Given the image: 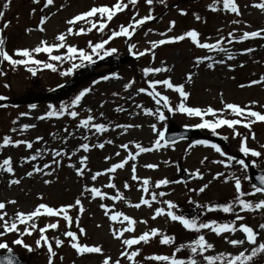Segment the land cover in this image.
Returning a JSON list of instances; mask_svg holds the SVG:
<instances>
[{"label":"rangeland","instance_id":"obj_1","mask_svg":"<svg viewBox=\"0 0 264 264\" xmlns=\"http://www.w3.org/2000/svg\"><path fill=\"white\" fill-rule=\"evenodd\" d=\"M7 0H0V11H4L5 15L3 19H0V28H3L5 23L9 26L3 29L2 36L5 40V48L10 55L14 53L16 49L34 48L41 40L47 41L49 44L55 43V37L62 32H66L69 25L67 20L73 18L75 15L88 11L93 6L100 5H113L116 0H54V4L47 8H44L45 0H40L39 3H33V0H11L10 7L3 9V3ZM183 2V3H182ZM166 0V7L158 2H155L152 8V14L156 17L155 20L147 22L137 33L133 36L131 43L137 45V50L143 51L149 48V41H156L163 39L159 35L161 32H167L170 21H175V27L173 31L168 32V36L181 35L184 32L195 29L201 33V41L204 42L206 37L211 39L207 42H215L220 36L227 37L230 31L235 30V35L239 37L244 31L252 32L258 29L264 28V12L259 9L251 7L254 2L259 0H236L239 5L242 15L236 16L232 13L224 11L212 12L208 9L213 0ZM247 5V7H246ZM35 9V12H33ZM43 9V10H41ZM180 10H184L187 15H180ZM138 11L139 17H143L148 14L149 6L144 0H139V3L135 8L129 6L127 10L122 13H118L110 22L109 27L114 30H118V26L121 24L127 25L130 22L133 14ZM195 15L201 17L200 21L195 19ZM42 16H47L48 19L43 25L44 32H40L37 26L40 23ZM234 19L240 20L241 23H231ZM83 25L80 22L76 25V28ZM32 29V31H26ZM148 29H152L145 36V32ZM221 30V31H218ZM106 34L108 30L106 29ZM103 37L101 34L93 30L88 35L69 36L67 43L76 45L79 48H86L87 42L92 40L98 42ZM235 56V59L228 60L225 65L217 64L214 69H208L205 64H201L199 67H194L193 63L196 57L213 55L215 59H224L223 53H208L206 50L196 48L188 39L178 43L165 44L155 49V60H152L150 54H146L143 57L136 58L135 61L130 62L128 65L120 66L118 68L110 69L109 66L102 67L95 71V74L88 77L78 88L72 91L64 99H60L54 103H43L37 105L35 109H31L26 106L12 108L10 106L0 107V138L4 135L11 136L15 139H23L29 141H35L36 137H43V141L33 144V149L26 150L23 145L18 148L8 147L0 151V160L11 156L13 161V167L15 169V176L10 177L8 174L0 173V201L15 200L16 204H8L6 211L9 216L13 215L17 210L21 212H30L40 204L45 203L52 207H60L61 205L73 204L77 198H81L84 213L80 217V227L85 229V234L80 235L79 230L76 228L75 221L73 222L72 231L77 232L78 242L87 246H100L102 253H85L78 255L77 252L70 246L69 240L62 234L68 230L66 222L62 218H47L41 217L36 223L38 227H43L49 223H55L59 219V225L57 230L49 229L45 235L52 241L53 249L57 255L53 258V264H102L105 257H111L112 261L120 259V264H129V261L120 257V252L123 250V246L120 240L114 239L111 234V222L105 216L104 210L99 207V198L92 199L87 194L81 197V191L87 184L95 187L102 188L104 192L109 194H115L114 189L103 187L108 183L109 176L102 175L97 178L95 182L91 181V173L97 171H103L112 164L118 163L123 160L127 153L119 147L124 143H140L144 147H151L156 137L150 127L151 124L157 123L156 119L152 116L144 115L142 109L137 108V104H141L146 108H154L155 104L150 97L145 94H137V88L147 87L145 78L143 77L142 69L145 67H160L161 62H164L165 66L171 69L169 72L157 74L156 76H149L147 79L162 80L171 77L172 82L176 85L184 84L185 90L190 93V97L187 101L188 106L207 108L211 106L214 109H221V94L226 103H234L241 107L250 105L252 101H256L255 105H252V110L259 111L264 114V84H257L251 87L247 86L252 80H259L261 76H264V39H249L240 43L228 44L225 41L224 44ZM117 48L118 52L113 56H125L129 55L128 41L125 37H118L111 41L106 48ZM253 48L255 51L247 54H241L244 49ZM65 49H61L60 52H64ZM53 54H57L54 52ZM106 57V58H110ZM19 58V57H13ZM36 58L40 60H47V54L41 53ZM95 58V57H94ZM229 65L233 70H229ZM240 65H243L242 67ZM71 67L69 62H65L59 65L61 71ZM82 68L76 69L70 76H61L59 72L53 73L50 70L44 69L39 71L35 77H33L25 68V66H17L15 71L5 61L0 63V71H3L5 75H0V96H4L6 100H17L21 97H26L30 93L45 92L53 88H57L60 85L65 84L74 74H76ZM188 73H193L192 81L187 82L186 76ZM118 74L120 79H110L108 81H101L100 83L93 84V81L99 80L103 75ZM135 80L136 83L128 91L124 90V84L131 80ZM9 87H5V85ZM244 84L245 87L239 85ZM91 87L92 91L82 100V107L78 109L81 112V118L86 117L88 113L84 109L90 108L92 115L96 117L98 123H110L113 127L116 124H131L140 125V127L129 128L126 132L123 129L117 128L114 131L110 130L104 134H98L92 136L90 133V142L101 143L111 139L113 144H105L103 149L92 148L88 153L83 151L78 152L75 156H72L71 161L67 157L62 159V165L56 167L51 175L44 176L42 174H34L32 177H27L26 173L31 170L32 163H39L41 166L45 162L51 161V155H47L44 160L34 161L31 163H25L21 166V160H16V154H26L27 157L31 155L35 149L41 147H47L49 149L65 148L69 153L78 147V145L84 141L80 138L85 134L83 129H77L76 125L78 120H72L65 116L60 119L51 118L47 120H38L39 117L48 111V105L52 104L59 107L61 103H68L79 91L84 88ZM158 90L162 91L172 101L173 105L179 103V96L172 90H164L163 87H159ZM113 93H119V95H113ZM103 105V106H101ZM121 107L125 111L117 112L115 109ZM20 113H30V116L21 117ZM100 113L104 116L101 118ZM167 128L170 124L174 123L179 127L185 125H195L200 122L199 118H189L182 114H168ZM211 119V117H206ZM228 118H234L228 116ZM13 120H17L14 125ZM30 124L36 125L35 128H30L24 133L10 131L13 127L19 128L22 125ZM163 128V124L157 125ZM67 127L69 132H74V136H70L67 140V144L62 143V138L67 136L68 133L64 132V128ZM205 136H211L209 130L201 129ZM237 130L243 135H247V146L264 153V122H256L251 127V132L241 126H237ZM219 136H227L228 139L224 140L226 149L222 147L226 153L236 156L237 158H244L239 152L240 137L232 138V131L226 126L217 129ZM255 134V139L251 138V134ZM52 134H55L53 136ZM195 140L179 141L174 146L161 148L159 151H152L149 153H143L137 157L134 162L137 166V175L139 177H150L152 181L167 178L169 180H179L177 166L181 165L189 172L194 173L199 169L203 175L202 179L193 178L190 182L170 184L166 188L160 189L170 193V195L163 199L172 200L178 205L182 206L181 211L185 214L187 211L195 209L197 215L200 210L196 209L194 205L188 203L189 197L194 201L201 204H224L233 199L235 190L233 181L229 179L225 183V177L234 174L242 180V190L251 191L252 182L244 180L245 175H249L251 169L264 170V156L255 158L248 156L246 162L256 160V166L252 167L251 164L247 173L240 170L238 165H233L231 168H225L219 163H212V161L224 159L218 153H216L211 147H205L202 145H196L195 147H189ZM46 142V143H45ZM130 148L135 151L133 145L130 143ZM120 152V155H115L116 152ZM88 156V167L91 169V173H86L84 178L77 177L75 169L68 167L69 163L75 164L79 167V157ZM105 157H111L109 160H105ZM207 157V160L201 164V160ZM133 161L129 163L122 170H117L115 173V180L119 191L123 194L126 200L132 203L139 202L142 195L141 191H138V183L131 179V165ZM147 164L158 165L156 169H149L144 167ZM216 173H224V176H220L217 179H213ZM11 178H17L21 180L19 185L9 186L8 181ZM3 180V182H1ZM45 180H50L51 183L45 184ZM127 182L130 185L129 190H125L124 184ZM208 184L207 189L200 195H196L195 192H188L189 188L199 189L202 185ZM159 191V190H157ZM43 197L40 199L39 197ZM147 198V197H146ZM246 199L258 202L260 199H264V196L257 194L254 197H246ZM103 203L109 206L113 205L111 200H105ZM159 204H153L152 209L141 206L139 209L128 206L124 201H117L114 205L116 211H122L126 215L134 218L138 223L135 225L134 233H125V238L131 236H139L145 231L151 228L160 229L162 232L173 235L175 237V245H161L158 238H153L148 244L141 242L140 245L133 246L141 249V255L136 259L141 264H162V262L146 261L143 259L145 256L153 254L168 255L171 256L176 245L192 241L196 237V233L185 230L178 222H171L166 217H158L157 219H151L153 215V209L159 207ZM239 211V209H237ZM78 210H70V215L75 218ZM245 216L244 221H237L239 223H245L256 230H259V224L264 223V212H246L241 213ZM201 220L207 221L214 219L218 222H228L234 219V216L225 214L220 211L210 212L200 217ZM141 220H146L147 224L139 223ZM99 225V227H98ZM23 230L24 225H18ZM119 227V225H116ZM206 239L213 243L215 246V252L206 253L213 255L219 252H229L236 254L243 250L241 247H232L222 237H217L214 233L208 230H203ZM224 236H229L232 239H242L243 234L240 232L235 235L225 233ZM53 237H59L64 241L63 245L59 248L55 247ZM16 234H9L3 239L11 242L16 239ZM24 242L31 245L34 249L32 252H28L24 248L16 245H11L14 252L24 255L28 260L34 264H48V253L45 247H36V240L39 239V232H33L32 235H25L22 237ZM258 241H264V232L258 236ZM43 243V242H41ZM244 248H250L251 246L245 244ZM189 255L188 251H182L177 254L178 258H186ZM62 257V259H61ZM200 259V257H197ZM256 264H264V255L259 256L256 259Z\"/></svg>","mask_w":264,"mask_h":264},{"label":"snow or ice","instance_id":"obj_2","mask_svg":"<svg viewBox=\"0 0 264 264\" xmlns=\"http://www.w3.org/2000/svg\"><path fill=\"white\" fill-rule=\"evenodd\" d=\"M40 0H33V3H39ZM144 2L149 6V12L143 17H139V12L136 11L130 19V22L127 25L121 24L118 26V30L111 29L109 27L110 22L118 14L122 13L132 6L135 8L139 3V0H116V2L111 5H100L93 6L88 11L79 13L73 18L66 21L69 25L66 32L59 33L55 37V43L49 44L45 40H41L40 43L31 49L23 48L16 49L12 55L8 53L5 48V40L2 36L3 29H6L9 24L5 23L3 28H0V63L7 62L15 71L17 66H25L26 70L35 77L39 71L44 69L50 70L53 73L59 72L61 76H70L76 69L86 67L88 65H93L97 63V60H103L106 57L113 56L118 52L117 48H106L111 41L118 37H125L128 41V52L133 55L135 58H140L146 54H150L152 60H155V49L159 46L165 44H172L184 41L185 39L190 40V42L198 49L206 50L208 53H223L224 59H215L213 55H205L196 57L193 63L194 67H199L201 64H205L208 69H214L217 64L225 65L228 60L235 59L233 53L224 46L225 41L228 44L240 43L249 39H264V28L258 29L256 31L248 32L244 31L242 35L237 37L235 35V30L230 31L227 34V37L220 36L215 42L209 43L210 37H206L204 42L201 41V33L195 29L188 30L181 35L177 36H168L167 33L173 31L175 27V21L169 22V27L167 32L159 33L160 36L165 37L156 41H149V48L144 49L143 51L137 50V45L131 43L133 36L137 33V30L140 29L149 21H153L156 17L152 14L151 6L157 2V0H144ZM162 5H166V0H158ZM11 0L3 3V9H8L10 7ZM54 4V0H45L44 8L49 7ZM247 7V5H246ZM251 7L259 9L261 12H264V0H259V2H254ZM208 9L212 12L224 11L227 13L235 14L237 17L242 15L239 9V5L236 3V0H213V2L208 5ZM43 10V9H41ZM35 12V9H33ZM5 15L4 11H0V19H3ZM180 15H187L184 10H180ZM48 17L42 16L40 23L37 26L38 31L44 32L45 28L43 25L46 23ZM197 21L201 20L199 15H195ZM80 22H83V25L76 28V25ZM231 23L239 24L240 20L234 19ZM108 30L106 34L105 30ZM95 30L97 33L104 35L107 38H102L98 42H93L89 40L87 42L86 48H79L76 45L68 44L67 38L69 36H80L88 35ZM26 31H32V29H27ZM152 29H148L145 32V36L149 32H152ZM218 31H221L218 29ZM61 49H65L64 52H60ZM255 51L253 48L244 49L241 54H247ZM56 52L57 54H53ZM47 54V60H40L36 58L39 54ZM19 58H13V57ZM95 57V58H94ZM69 62L71 67L66 70L61 71L59 65H62L65 62ZM241 67L243 65H240ZM229 70H233L229 65ZM170 68L165 66L164 62H161L160 67H145L142 69L143 77L145 78V83L147 87L137 88V94H145L152 99L155 104L154 108H146L141 104H137L136 107L142 109L144 115L152 116L156 119L157 123L150 125L152 132L154 133L156 139L153 142L151 147H144L140 143L130 142L135 151L130 148V143H124L119 145L127 155L125 158L118 163L112 164L107 169L103 171H97L91 173V169L88 167V156L79 157V167H76L75 164L69 163L68 167L75 169L77 177L84 178L86 173H91L90 179L95 182L98 177L102 175H108L109 180L106 185L103 187L114 189L115 194H109L104 192L102 188L85 185L81 191L80 196L84 197L86 194L92 199L99 198L102 201L99 205L101 209L104 210L105 216L111 222V234L114 239L120 240L123 250L120 252V257L129 261V264H141L136 258L141 255V249L135 248L133 246L140 245L141 242L148 244L153 238H158L161 245H175V237L173 235L166 234L160 229L151 228L148 231L143 232L139 236H131L130 238H125V233H134L135 225L138 223L134 218L126 215L122 211H116L114 205L117 201H124L130 207L139 209L141 206H146L152 209L153 204H159L161 206L155 207L153 209V215L151 219L155 220L158 217H166L171 222H178L185 230L196 233V237L189 242L181 243L174 247L171 256L168 255H158L153 254L150 256L143 257L146 261H155L162 262V264H256V259L259 256L264 255V241H258V236L261 232H264V223L259 224V230L254 229L253 227L245 224L239 223L237 221H244L245 216L241 213L246 212H264V199H260L258 202H253L252 200L246 199V197H254L257 194L264 196V175L258 177L259 184L252 183L251 191L242 190V180L240 177L231 174L228 177H225V183L231 179L234 183L235 195L232 200L224 204H201L197 201H194L191 197L188 199V203L195 206L196 209H199L200 212L195 216H186L181 211L179 205L172 201L163 199L164 197L170 195L169 192L160 190L166 188L170 184L182 183L181 180H169L167 178L160 179L157 181H152L150 177H139L137 175V166L134 163L137 160V157L143 153H149L152 151H159L161 148L174 146L176 143L175 139H167V120L168 114L175 115L177 113L185 115L189 118H199L200 122L195 125H185L186 129H206L209 130L214 135H219L217 129H220L226 126L232 131V138L240 137V146L239 152L243 155L244 158H237L236 156L230 155L223 151L222 147L215 143H210L208 140H195L189 147H195L196 145H202L205 147H211L216 153H218L224 159L212 161V163H219L225 168H231L234 164L238 165L240 170L247 173L249 166H256V160L246 162L248 156L260 158L264 156V153L257 151L255 149L249 148L247 146L248 136L243 135L237 130V126H241L245 129H248L251 132V126L256 122H264V114L259 111L252 110V105H255L257 102L252 101L250 105H245L241 107L240 105L234 103H226L221 94V104L223 107L221 109H214L211 106L207 108L200 107H191L188 106L187 101L190 97V93L185 90L184 84L176 85L172 82L171 77L158 80V79H147L149 76H156L157 74L169 72ZM0 75H5L3 71H0ZM193 73H188L186 76V81L191 82ZM110 79H120L118 74L103 75L99 80L93 81V84L100 83L101 81H108ZM136 81L133 79L126 84H124V90L128 91L133 87ZM257 84H264V76H261L259 80H252L247 86L251 87ZM240 87H245L246 85L241 84ZM9 87V85H5ZM59 87H63L60 85ZM159 87H163L164 90H172L179 96V103L173 105L170 98L165 95L162 91L158 90ZM92 91L91 87L84 88L79 91L78 94L74 96L68 103H61L59 107H56L52 104L48 105V111L36 117L38 120H47L51 118L60 119L62 117H69L72 120H78L76 125L77 129H83L85 134L80 138L82 143L78 145L77 148L72 150L70 153L65 150V148L60 149H49L47 147H41L35 149V151L27 156L21 158V166L25 163H31L34 161L44 160L47 155H51V161L45 162L41 166L39 163H32V168L26 173L27 177H32L34 174H42L44 176H49L55 170L53 165L60 167L62 165V159L67 157L71 161L72 156H75L78 152L83 151L88 153L92 148L103 149L105 144H113L111 139L106 140L101 143H91L90 135L95 136L98 134H104L110 130H115L117 128L123 129L125 132L132 127H140V125H131V124H116L114 127L108 123H98L96 122V117L92 115V110L90 108L84 109L88 113L86 117L81 118V112L78 110L82 107V100ZM113 95H119V93H113ZM4 96H0V101L6 100ZM103 106V105H101ZM0 107H6V105L0 104ZM37 105L32 104L29 106L30 110L35 109ZM115 111H125L121 107H117ZM21 117L30 116V113H20ZM101 118L104 114L100 113ZM232 116L234 118H228ZM206 117H211L208 119ZM12 123L15 125L17 120H13ZM163 124L164 127L160 128L157 125ZM36 125L25 124L22 125L19 130L13 127L10 131L17 132L21 134L29 130L30 128H35ZM64 132L68 133L67 136L62 138V143L67 144V140L70 136H74V132H69L67 127L64 128ZM55 136V134H52ZM251 138L255 139V134H251ZM180 139H185L181 137ZM222 139L227 140V136H223ZM43 141V137H36L35 141L23 140V139H13L9 135H4L0 138V151L5 148L13 147L18 148L21 145L25 147L26 150L33 149L34 143H39ZM46 143V142H45ZM264 148V145H261ZM115 155L119 156L120 152H116ZM111 157H105V160H109ZM207 160V157L204 160H201L203 164ZM133 161L131 165V179L138 183V191L142 192V195L139 199V202L132 203L123 196L119 191L115 180V173L117 170H122L129 163ZM144 167L149 169H156L158 165L147 164ZM186 171V170H185ZM0 173L8 174L10 177L15 176V169L13 167L12 157H6L0 160ZM194 178L202 179L203 175L197 169L192 173ZM220 176H224V173H216L213 179H217ZM244 180H249L248 175L244 176ZM21 183L20 179L11 178L8 181L9 186L19 185ZM45 184L51 183L50 180H45ZM186 183V182H184ZM208 187V184L202 185L199 189L189 188L188 192H195L196 195L203 193ZM125 190L130 189V185L125 182ZM159 190V191H157ZM147 197V198H146ZM43 199V197H39ZM105 200H111L113 202L112 206H109L106 203H103ZM15 200H8L6 202L0 201V264H19V260L14 254L13 247L11 245H16L24 248L28 252H32L34 249L31 245H28L22 239L25 235H32L33 232H39V239L36 240V247H45L47 248L48 253V264H53V258L56 257L57 253L53 249V243L45 235L49 230H57L59 225V219L55 223L46 224L43 227H38L36 221L41 217L47 218H62L66 222V227L68 228L62 235L70 238V246L77 252L78 255H83L85 253H102V248L100 246H87L82 245L78 242L77 232L72 231V225L75 221L76 228L79 230L80 235L85 234V229L80 227V217L84 213L85 209L82 203L81 198H77L73 204L61 205L60 207H52L45 203L38 204L34 210L30 212H21L17 210L13 215L9 216L6 211L8 204H16ZM77 209V215L75 218L71 216L70 210ZM239 209V211H237ZM220 211L225 214H230L234 216V219L228 222H218L214 219L203 221L200 219L201 216L210 213ZM139 223L147 224L146 220H141ZM18 225H24L23 230L18 227ZM119 225V227H116ZM99 227V225H98ZM203 230H208L211 233H214L217 237H222L226 243L232 247H241L243 250L239 251L236 254L229 252H219L213 255H208L206 253L215 252V246L213 243L209 242ZM240 232L243 234L242 239H232L229 236H224L223 234L229 233L235 235V233ZM9 234H16L17 238L13 239L11 242L3 239ZM55 247L59 248L63 245L64 241L59 237H53ZM43 242V243H41ZM245 244L250 245V248H244ZM187 250L189 255L186 258H178L177 254ZM200 257V259H197ZM62 259V257H61ZM102 264H120V259L115 261L111 260V257H105Z\"/></svg>","mask_w":264,"mask_h":264},{"label":"water","instance_id":"obj_3","mask_svg":"<svg viewBox=\"0 0 264 264\" xmlns=\"http://www.w3.org/2000/svg\"><path fill=\"white\" fill-rule=\"evenodd\" d=\"M132 59H133L132 57H126V58H114L113 60L115 61L116 65L119 66V65L128 63ZM108 61L110 60L108 59L98 60L96 64L89 65V68L91 71H94L97 68L101 67L102 65L106 64ZM83 72H84L83 70L80 71L73 80H71L68 84H66L64 87L60 89L51 91L46 94H37L31 97H28L26 99H23L20 102L12 103V105L36 104V103L45 102V101H53L60 97H63L79 85L80 78ZM199 136H201V132L199 131L181 129V128L176 127L175 125H172L167 132V139L169 140H172V139L180 140L181 137H185V139H192V138H197ZM211 140L217 144H222L221 141L217 137ZM179 173H180V177L184 181H189L192 178V176L188 172H186L185 170L181 168L179 169ZM261 175H264V172L252 171L250 174V179L254 183L259 184L258 177ZM195 214L196 212L192 211L188 213L187 216L191 217V216H195ZM16 257L19 260V264H29L28 262L23 261L18 255H16ZM0 259H2V255H0Z\"/></svg>","mask_w":264,"mask_h":264},{"label":"bare ground","instance_id":"obj_4","mask_svg":"<svg viewBox=\"0 0 264 264\" xmlns=\"http://www.w3.org/2000/svg\"><path fill=\"white\" fill-rule=\"evenodd\" d=\"M85 74H88V70L86 71V73Z\"/></svg>","mask_w":264,"mask_h":264}]
</instances>
